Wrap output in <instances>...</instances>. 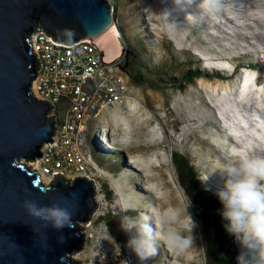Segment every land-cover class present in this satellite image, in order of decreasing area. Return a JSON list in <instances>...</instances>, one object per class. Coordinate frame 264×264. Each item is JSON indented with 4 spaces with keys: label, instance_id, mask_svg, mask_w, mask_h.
<instances>
[{
    "label": "rangeland",
    "instance_id": "obj_1",
    "mask_svg": "<svg viewBox=\"0 0 264 264\" xmlns=\"http://www.w3.org/2000/svg\"><path fill=\"white\" fill-rule=\"evenodd\" d=\"M107 2L115 21L112 28L119 34L117 61L123 64L122 49L127 54L133 51L146 67L157 69L159 74L155 78L149 74L150 80L164 83H157L162 88L154 90L129 82L133 108H108L89 122V152L98 172L96 208L86 222L77 224L82 242L70 259L76 264H126L127 260L139 264L125 247L128 237L119 227L122 204L131 198L149 215L155 209L165 221L164 228L171 231L174 227L167 220L178 210L160 211L157 200L171 198L172 191L183 210L188 205L195 223L193 243L177 254L160 241L157 255L147 264H206L197 209L179 185L170 156L184 155L202 176L226 157L264 154V0H229L231 7L196 21L186 19L173 0ZM195 68L227 78L201 76L181 80L177 86L165 83ZM99 135L110 137L114 149L103 146ZM144 176L155 180L144 186ZM209 184L214 194L222 184L219 173ZM178 223L184 229L181 234L189 235L186 217ZM111 237L115 242H110ZM234 244L238 256L241 249ZM255 257L256 253L249 254L253 264Z\"/></svg>",
    "mask_w": 264,
    "mask_h": 264
},
{
    "label": "water",
    "instance_id": "obj_2",
    "mask_svg": "<svg viewBox=\"0 0 264 264\" xmlns=\"http://www.w3.org/2000/svg\"><path fill=\"white\" fill-rule=\"evenodd\" d=\"M115 24L107 0H0V264H76L70 257L82 242L77 224L86 222L96 208L97 171L88 168L80 177L54 174L45 185L25 162L42 156L55 132L51 105L35 99L32 82L36 61L29 38L43 31L55 43H92ZM74 29L73 42H65L57 29ZM127 54L128 50L122 49ZM51 187L47 195L40 191ZM78 198L73 228L58 232L41 227L21 207L25 199L51 204L56 196ZM64 236L63 243L58 242Z\"/></svg>",
    "mask_w": 264,
    "mask_h": 264
},
{
    "label": "clouds",
    "instance_id": "obj_3",
    "mask_svg": "<svg viewBox=\"0 0 264 264\" xmlns=\"http://www.w3.org/2000/svg\"><path fill=\"white\" fill-rule=\"evenodd\" d=\"M173 3L178 10L186 13V19L191 18L193 21L213 16L232 6L229 0H173ZM164 14L169 15L168 11ZM56 31L58 37L65 42H73L76 36L74 29ZM217 173L222 184L216 186L214 194L222 205L220 215L225 222L224 228L241 249L236 258L237 264H253V260L249 259L250 253H256L255 264H264V154L249 153L236 158L226 157L223 162L218 161L210 171L198 176L206 191L211 190L209 181ZM40 191L47 195L55 190L42 187ZM21 207L41 227L62 232L65 228H73V217L79 204L75 194H71L70 197H53L52 203L48 205L40 204L35 199H25ZM187 207L188 205L184 215L189 225V235L185 236L175 230H166L165 221L155 215V209H151L152 214L149 215L147 211L140 210L138 201L134 202L131 198L125 200L118 223L121 231L128 237L125 247L135 255L139 264H147L157 255L160 241L177 254L191 246V232L195 223L188 214ZM167 222L172 224L175 220L170 216ZM64 241V236L58 237V242ZM110 242H115L112 237ZM126 264L130 262L127 260Z\"/></svg>",
    "mask_w": 264,
    "mask_h": 264
},
{
    "label": "built area",
    "instance_id": "obj_4",
    "mask_svg": "<svg viewBox=\"0 0 264 264\" xmlns=\"http://www.w3.org/2000/svg\"><path fill=\"white\" fill-rule=\"evenodd\" d=\"M29 42L36 61L32 93L51 105L48 116H54L56 128L53 142L40 149L35 171L50 183L54 174L73 179L88 168L96 170L89 152V122L108 108H133L128 75L117 58L107 60L89 40L67 46L36 31Z\"/></svg>",
    "mask_w": 264,
    "mask_h": 264
},
{
    "label": "trees",
    "instance_id": "obj_5",
    "mask_svg": "<svg viewBox=\"0 0 264 264\" xmlns=\"http://www.w3.org/2000/svg\"><path fill=\"white\" fill-rule=\"evenodd\" d=\"M124 72L128 75L130 82L135 87L148 86L151 89L159 90L162 88L160 83L162 80L154 81L152 78L158 75L157 69H149L139 59V56L129 51V62L126 64L123 61L121 65ZM154 76V77H153ZM220 77L217 74L208 75L205 72H199L198 69H188L184 76L180 79L170 78L165 83L177 86L181 80H191L194 77ZM159 83V84H157ZM111 141V138L108 137ZM171 162L176 172L179 185L182 187L184 194L191 205L197 210V218L199 220L201 231L203 235V254L206 264H236V249L234 237L229 235L224 228V221L221 218L220 210L222 205L217 197L206 191L196 173L191 162L182 154L171 153Z\"/></svg>",
    "mask_w": 264,
    "mask_h": 264
},
{
    "label": "bare ground",
    "instance_id": "obj_6",
    "mask_svg": "<svg viewBox=\"0 0 264 264\" xmlns=\"http://www.w3.org/2000/svg\"><path fill=\"white\" fill-rule=\"evenodd\" d=\"M118 37H119V34H118L117 30L114 29V28H112L105 35H103L100 38H98L97 40H95L96 43H97V45L100 47V49L103 50L106 59H115L116 57L119 56V53H120V45H119V42H118ZM100 138L102 140L101 143H103V146H105L107 148H111V149L113 148L114 149V146L110 142V140H107L108 138L107 139L106 138H103V137H100ZM228 144H229V140H228L227 145ZM129 161L132 163V165L135 164L133 158H129ZM26 165L29 168H31L32 170L35 171V169H36V160H35V162L29 163V164H26ZM136 170H138V169H136ZM40 180L45 185H48L49 184V182L47 180H45L42 176H40ZM153 180H155L154 177L144 176L142 182H143V185L145 186L146 184H148L149 182H151ZM138 184H140V183L138 182ZM148 191L146 193H148V195H151V193L148 192ZM168 198H169V200H168ZM168 198L166 197L165 199H159V200H157L158 201L159 210L161 211V210H163L165 208H173V210H178V214L175 217L172 218V219L175 220V222L172 223V225L174 227L173 230L182 233V232H184L183 231L184 229H182L181 227H179L178 221H179L180 218H184L185 217L184 210L182 209V206H181V203H180L179 198L177 196H174V193L172 191H171V198L170 197H168ZM171 201H173L175 203L174 206L171 204ZM193 232L194 231L192 229V232L191 233H193Z\"/></svg>",
    "mask_w": 264,
    "mask_h": 264
},
{
    "label": "flooded vegetation",
    "instance_id": "obj_7",
    "mask_svg": "<svg viewBox=\"0 0 264 264\" xmlns=\"http://www.w3.org/2000/svg\"><path fill=\"white\" fill-rule=\"evenodd\" d=\"M123 61L128 64L129 62V54H125L124 57H123Z\"/></svg>",
    "mask_w": 264,
    "mask_h": 264
}]
</instances>
